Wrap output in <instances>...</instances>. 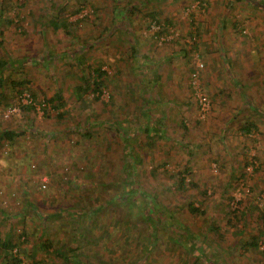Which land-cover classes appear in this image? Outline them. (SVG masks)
<instances>
[{
    "label": "rangeland",
    "instance_id": "rangeland-1",
    "mask_svg": "<svg viewBox=\"0 0 264 264\" xmlns=\"http://www.w3.org/2000/svg\"><path fill=\"white\" fill-rule=\"evenodd\" d=\"M53 1L62 2L0 0L8 3L5 17L17 22L2 25L1 52L11 60L23 56L35 60L31 66H24V74L14 72L13 77L25 75L39 99L50 98L56 81L66 82L64 97L67 99L73 86L78 85L76 58L72 56L76 52L86 57L87 64L103 63L107 82L100 94L87 92L84 96L87 104L81 108L68 103L70 115L61 122L54 119L52 112L50 119L43 117L39 105L28 118L14 104L0 110V130L8 123L12 129L23 131L12 144L5 143L0 148V237L11 229V239L22 251L18 255L21 264H31L28 256L39 242L43 228L47 237L54 240L53 245H72L71 237L77 225L66 224L61 216L47 223L43 221L46 215L56 214L79 199L65 182L73 178L82 185L92 179L106 182L103 188L98 186L86 191L91 192L89 200L94 203L107 199L108 192H114L116 186L111 183L120 180L119 168L126 159L124 140L116 133V125L130 130V143L138 139L134 152L143 162L144 176L157 189L166 191L169 214L186 218L183 205L187 194L173 186L177 180L174 173L190 163L192 171L187 179L194 180L196 187L187 185L184 189L197 205L201 204L204 214L187 218V223L195 226L200 238L212 223L219 224L223 234L207 238V244L216 248L214 254L221 256L225 264H264L261 255L264 231L257 218L258 211L264 207V6L258 3L262 0H252L253 3L231 0V4L230 0H165L158 7L162 19L171 20L172 26L158 40L154 36L150 38L158 28H148L151 22L146 14L148 9L130 18V31L135 37L131 40L126 26H117L115 5H125L117 0H86L88 6L82 12L76 15L67 12L72 23L82 16L87 18L73 26V38L62 30L56 31L55 36L47 35L40 17L42 20ZM104 28L110 34L106 35L105 42L98 40L99 33H105ZM130 43L140 53L145 50L144 54L150 57L146 75L136 76L139 72L133 70L127 59ZM85 44L90 46L82 51L80 46ZM45 51L51 54L50 60L44 59ZM197 61L203 63L201 84L211 102L207 113L197 108L188 84L190 71ZM150 73L160 75V79L152 80ZM139 90L141 95L137 93ZM97 96L98 100L93 102ZM26 100L22 101L26 103ZM136 104L146 106L149 114L163 118L160 125L163 137L153 140L140 137L136 128L144 120ZM180 118L185 120L186 131L179 126ZM27 119L35 131L25 129ZM249 121L255 123L257 130L250 135L240 134L238 127ZM96 124L94 130L92 126ZM63 127V132L53 138L45 134ZM187 147L192 149L190 156ZM71 160L77 161L75 170L70 166ZM86 161L96 175L77 174V169L81 171L80 165ZM161 163L165 165L152 177L151 168ZM230 175L243 176L244 180L238 185L235 180L231 181ZM203 188L207 189L205 197L200 192ZM227 202L235 212L233 216L226 213ZM241 211L246 213L245 221L240 219ZM118 217L119 225L109 237L112 247L105 240L84 244L98 256L104 250L119 252L109 264L131 263L139 252L134 250L136 243L149 239L138 228L125 231L121 223L124 214L121 216L119 212ZM106 221L101 216L92 234L100 235ZM245 224L248 226L240 234ZM210 234L207 232V236ZM252 235H260L259 252L242 247L241 243L248 242ZM161 243L154 250L155 258L150 257L152 260L147 264H181L177 261L179 251L164 238ZM98 247H102L101 252ZM37 259L41 264H57L41 252ZM0 264H5L1 256Z\"/></svg>",
    "mask_w": 264,
    "mask_h": 264
},
{
    "label": "trees",
    "instance_id": "trees-1",
    "mask_svg": "<svg viewBox=\"0 0 264 264\" xmlns=\"http://www.w3.org/2000/svg\"><path fill=\"white\" fill-rule=\"evenodd\" d=\"M121 1H123L125 5L123 7H118L115 5L114 10L118 13L115 20L117 26H126L128 30L126 33L129 35L131 40H134L135 37L130 31V18L145 9H148L146 14L149 19H151L150 24H148V28L149 26L150 28L151 26L155 27L156 29L158 28V31L153 33L150 38H153L154 36V39L156 38L158 40L162 35H166L168 33V28L172 26V21L167 18L162 19V11L158 7L159 4L163 3L165 0H117V2ZM245 1L253 3L252 0ZM68 2L69 1L66 2V0H62L60 4H56L54 1L50 2L48 5L49 11L45 16H42L44 23L42 22L43 19L41 20L40 17V23L43 26L44 31H48L46 32L48 33L47 35L55 36L56 31L62 30L64 34L73 38V26L77 25L78 22H81L82 19L83 21L87 20V18L82 16L81 19H77L72 23L68 20V15L66 14L68 12L69 15H76L82 12V10L88 6L86 0H75V2H72V4ZM229 3L231 4L232 1L230 0ZM258 3H262L264 6V0L259 1ZM8 8L7 2H0V37L3 34L2 25L17 23L13 18L5 17L4 10H7ZM69 8L70 10H68ZM221 23L223 25V22ZM105 29L106 28H104V30ZM107 30L108 29L105 30V33L103 31L99 33V41L105 42L106 35L110 36V34H108L109 31ZM239 32H242L241 28ZM2 45L3 40L0 39V110L14 104L19 108L20 111L26 114L28 118L29 113L36 109V105H39L41 106H38L39 109L42 108L43 110V117L50 119L52 112L54 114V119L61 122L70 115L69 108H67L68 103L71 102L74 105H80L81 108L83 105L87 104L86 100L84 99V96L87 92L90 91L92 92L91 94H100L104 87H106L107 74L103 69V63H95L94 65L87 64L85 56H82L81 54L76 55L77 53L74 52V55L72 54V56L76 58V68L78 69L77 72L79 75L77 78L78 85L73 86L72 92L66 99L64 97V83L66 82L58 83V81H56L57 85L50 98L39 99L37 93L33 92L31 89V82L25 75L17 77L16 79L12 75L14 72L24 74V66H31L35 63V60L25 56L11 60V58H9L4 52H1ZM89 46L90 44H85L80 46V49L83 51ZM128 46L127 47L129 51L126 54V57L131 62L133 70H137V72H139V74L136 76L144 75V73H147L144 69L150 68V66L148 67V65L151 64V60L149 59L150 57L144 53H140L136 49L134 43H130ZM51 58V54L48 51H45L44 59L50 60ZM193 72L194 68L190 71L188 84L194 95L190 84L191 74ZM149 76L152 78V80L160 79V75H156L155 73H150ZM129 81H131V79ZM199 87L203 95L208 99V96L203 91L200 74ZM24 93H27L29 98L27 99L26 103L22 101ZM137 93H140L141 95L140 90ZM96 100H98V96L94 97L93 102ZM196 102L197 108L200 109L197 99ZM135 108L138 114L141 115L144 120V123L136 128L137 131L140 132V137H146L149 140H153L155 137L158 139L163 137L160 128L163 118L154 113H152V115L149 114L148 108H146V106L141 107L140 104H136ZM27 121L28 126L25 127V129L35 131L31 121L28 119ZM97 126L98 124L93 125L92 128L96 130ZM179 126L184 131L187 130L185 120L183 118H180ZM115 127L116 133H118L120 138H123L124 140L123 145L125 146L124 150L126 151V159L121 161V166L119 168L121 175L120 180L116 183H111L112 185L116 186L114 192H108L107 199H104L100 202L95 200L96 203H94L89 200V198H91L90 195H92L91 192L88 194L86 191H88V188L91 189L98 186H102L103 188L106 182L104 183V181L92 179L91 181L85 183V185H82L77 184L76 179L74 178L65 182V185L70 188L69 190L71 192L77 193L76 196L79 199H77V202L73 204L70 203L69 206L56 214L46 215L43 221L47 223L50 219H57L61 216L66 219V224L77 225L78 229H76V232L71 237L72 245L67 247L64 245L60 247L53 245L54 240L47 237L46 228H43L41 234L39 235V242L30 250L31 253H29L28 256L30 258V263L41 264V261L37 259V254L41 252L42 254L52 257L57 262V264H109V262L113 261L112 257L114 255L118 256L119 252L117 253V251L104 250L102 255L98 256L92 254V250H88L84 244L86 241L96 244L100 240H105L106 245L112 247L113 242L109 240V237L112 234V229H116L119 225L120 221L118 220L120 218L118 217V214L120 212L121 216L124 214V218L122 219L123 221H121V223L125 231L138 228L139 231L146 233L149 238L148 241L144 243H136L134 250L136 252L139 251L138 254H136L134 260L131 261V263L126 262L125 264H147L148 261L152 260L150 257L155 258L154 250H156V248L162 244L161 241L163 238L167 240L168 243H170L171 247H174L179 251L177 254V261H179L181 264H196L197 261H200V264H225L226 261H224L221 256H216L214 254L216 248H212L209 246V244H207V238L214 239V236L219 237L223 234L220 230L219 224L212 223L208 229H205L211 234L207 236L206 232V234L201 235L200 238L195 226L191 225V223H187L186 221L189 217H196L204 214V208L201 206V204L197 205V203L193 200V197L189 194L190 192L184 189L187 185L196 187L194 180L187 179L192 171V166L190 163H186L182 168L174 173V176H177V180L174 183L175 186H173L174 189L176 188L179 192H184L187 194V199L183 205L185 208L186 218H174L172 214H169L168 211L169 203L166 198V191H160L157 189L154 185V182L149 177L144 176V171L142 169L143 162L139 158L138 153L134 152L135 148L138 146V139L133 143H130V130H126L119 125H116ZM141 128L143 129L141 130ZM64 129L65 127L57 130L54 133H45L46 130H44V133L48 135L49 138H53L58 133L63 132ZM73 129H75V127H73ZM81 129H84V127ZM238 129L240 134L244 135H250L257 130L255 123L250 121L244 123L238 127ZM88 134L89 132H87V136H89ZM22 135L23 131L20 129H12L7 123L0 130V148L4 147L3 145L5 143L12 144ZM121 135L123 137H121ZM191 150V147H187V154L189 156L192 154ZM87 164L88 162L86 161L84 165H80L81 171L77 169V174L81 172L85 174L86 177L88 174H92V176L96 175L91 171V169L87 167ZM164 165L165 163H161L152 167L150 170V175L154 177L158 168L163 167ZM70 166L74 168L73 170H75V168H77V161L71 160ZM245 166L246 165H244V167ZM229 178H231V181L235 180L238 185L243 182L242 180H244L243 176L234 178L232 175H230ZM108 185H110V183H108ZM227 185L229 186L230 183ZM206 191V188L200 190L201 196L205 197L207 195ZM226 210V213L229 216H233L235 214L228 202L226 203ZM168 214L169 217L166 219ZM101 216L106 218L107 223L104 225L103 231L100 235L92 234L94 230L98 228L96 222ZM257 216L258 221H260L259 227H261V229L264 231V207L258 211ZM245 217L246 213L241 211V221H245ZM234 219H237V217ZM227 222L231 224L232 221H230V218H228ZM247 226L248 224L244 225V228L240 234H243V231L245 228H247ZM137 236L140 237L139 234H137ZM259 236L260 235H258V237L256 235H252L250 236V240L248 242L241 243L242 247H244V250L253 249L258 251V243L260 240ZM11 237V229L7 231L3 238L0 237V256L5 264H21L22 261L20 258H18V255L22 254V251L19 246L13 242ZM204 238L206 239L204 240ZM98 248L100 250L99 252H101L102 247ZM261 255L264 257V249L261 252Z\"/></svg>",
    "mask_w": 264,
    "mask_h": 264
},
{
    "label": "built area",
    "instance_id": "built-area-1",
    "mask_svg": "<svg viewBox=\"0 0 264 264\" xmlns=\"http://www.w3.org/2000/svg\"><path fill=\"white\" fill-rule=\"evenodd\" d=\"M152 29H155V27L151 26ZM203 69V64L200 61H197L194 66V72L191 74V87L194 92V95L198 101V106L200 107V112L201 113H207L210 111V101L203 95L200 87H199V74L200 71ZM108 96V95H107ZM23 99H29L28 94L24 93L23 94ZM22 99V100H23ZM27 101V100H26Z\"/></svg>",
    "mask_w": 264,
    "mask_h": 264
},
{
    "label": "crops",
    "instance_id": "crops-1",
    "mask_svg": "<svg viewBox=\"0 0 264 264\" xmlns=\"http://www.w3.org/2000/svg\"><path fill=\"white\" fill-rule=\"evenodd\" d=\"M143 52L145 53L146 51H145V50H143ZM146 69H147V68H145L144 70L146 71ZM144 75H146V73H144Z\"/></svg>",
    "mask_w": 264,
    "mask_h": 264
}]
</instances>
